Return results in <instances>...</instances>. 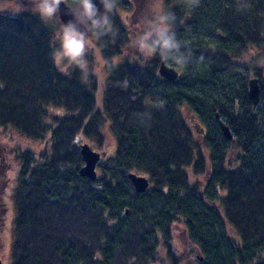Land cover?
Instances as JSON below:
<instances>
[{"label": "trees", "instance_id": "obj_1", "mask_svg": "<svg viewBox=\"0 0 264 264\" xmlns=\"http://www.w3.org/2000/svg\"><path fill=\"white\" fill-rule=\"evenodd\" d=\"M161 2L176 17L181 51L191 52L184 66L165 63L179 72L174 81L160 76L158 55L121 58L132 31L117 8L134 0H117L110 13L115 36L94 35L114 156L105 151L93 57L86 80L79 68L65 74L51 56L58 44L48 21L30 10L0 12V129L6 146L15 134L21 145L38 143L17 154L10 264H157L161 252L180 264L176 223L195 264H264V106L252 110L248 95L254 59L264 55V0ZM252 48L258 56L241 62ZM261 97L264 104L263 89ZM58 106L66 112L55 114ZM83 144L106 152L95 180L80 174ZM132 173L149 179L144 192Z\"/></svg>", "mask_w": 264, "mask_h": 264}, {"label": "clouds", "instance_id": "obj_2", "mask_svg": "<svg viewBox=\"0 0 264 264\" xmlns=\"http://www.w3.org/2000/svg\"><path fill=\"white\" fill-rule=\"evenodd\" d=\"M103 11L94 0H72L74 7L69 12L73 19L60 26L56 34L58 46L51 53L55 66L64 73L71 68H79L87 74L89 67L86 59L92 48L89 33L97 38L111 34L115 36L110 13L117 5V0H98ZM200 0H181L185 6L193 8ZM69 0H29L31 8L18 5V11L30 10L38 14L42 21H49L60 11L62 4L68 5ZM176 17L171 12L156 15L149 24L142 28L132 41L131 46L145 56L158 55L164 63L177 66L186 65L191 52L181 51L182 42L177 39L174 31Z\"/></svg>", "mask_w": 264, "mask_h": 264}, {"label": "rangeland", "instance_id": "obj_3", "mask_svg": "<svg viewBox=\"0 0 264 264\" xmlns=\"http://www.w3.org/2000/svg\"><path fill=\"white\" fill-rule=\"evenodd\" d=\"M134 1H135L134 7L130 9L117 8V11L121 15L124 23L132 31L131 32L132 41L135 38V36L139 34L142 28L146 27L156 15L163 12L162 11L163 6L161 4L162 3L161 0H134ZM152 2H153V5H150V3ZM18 5L27 6L29 9L31 8V5L29 4V0H0V12L17 14L19 12L17 10ZM149 5H150V10H149ZM143 16L144 18L146 16L147 19L146 18L144 19ZM142 18H143L142 22H144V24L140 23V20ZM48 22L55 28V42H57L56 34L59 32L60 26L62 25V23L59 20L58 15H56V17L52 18ZM89 39L92 43V48L90 49L89 54L93 57L92 68H91L90 73H92L96 77V80H97V87L94 91L95 98H96V108L101 109L105 114V111L103 109L104 90L106 86V72H105V67H104V59L101 55V52L98 46L95 43L94 34L89 33ZM131 44L125 49L123 56L121 58L126 57V55L131 56V55H134V53L135 54L138 53V51L135 48H133ZM254 56H258L257 49L252 48L250 49L248 54L240 61L245 62L247 64H251V62L254 59ZM263 56L259 57L258 60L254 59L256 60V62H258V65L261 66V68H264V59H263L264 57ZM86 59L88 61V67H89V59L88 58ZM71 69H69V71L65 74H69ZM82 74L84 76L83 77L84 80H86L87 79L86 74L84 73ZM53 112L55 114H63L66 111L64 107L58 106V107H55V110H53ZM110 123H111L110 119L105 114V117L103 119L102 126H101V131L103 132V135H104V144L107 146V149L105 151L107 152L108 156H114L117 150V137L114 131L111 129ZM8 136H10L9 133H8ZM20 139L22 138L18 137L17 134H15L14 139L8 142V147H7L8 152L11 151L9 160L13 163V166L15 168H18L19 166V159L17 158V154L20 149H23L21 147L23 146L24 148L28 147L32 149L34 147L33 145H38L36 140H32V141L27 140L28 142L30 141L29 143L31 145H29V143L27 144L25 141L22 142L23 145H21ZM93 148L94 150L98 152L104 150L103 147L99 148V146L97 145ZM38 149H39V146L37 147V150ZM9 174L11 176H14V173L12 172H10ZM172 234H173L172 242L176 244V247H177V248L175 247L176 252L179 256L182 257V259L180 260V264H195L193 260L194 255L192 252L193 246L188 243L189 241H187V236H186V232L184 230L183 224L176 223L173 227ZM231 235L238 241H241L239 239V235L237 234L235 230H231ZM11 243H12V233L9 230V228L6 227L5 231L2 232L0 236V256H1L0 258H2L3 264H10ZM262 256L264 259V253L262 254ZM157 264H170L164 252H161L159 254V259L157 260Z\"/></svg>", "mask_w": 264, "mask_h": 264}, {"label": "water", "instance_id": "obj_4", "mask_svg": "<svg viewBox=\"0 0 264 264\" xmlns=\"http://www.w3.org/2000/svg\"><path fill=\"white\" fill-rule=\"evenodd\" d=\"M97 3V6L103 11V6L99 4L98 0H94ZM70 5L62 4L60 7V11L57 14L59 20L62 24L67 23L69 20L73 19L72 15L69 12ZM159 74L161 77L174 81L179 77V72L165 63H162L159 67ZM249 99L253 104H258L260 99V85L258 78H251L249 80V89H248ZM222 129L225 137L228 140H233L232 132L229 127L222 123ZM81 155L84 160V165L80 170V174L84 177H87L91 180H95L97 178V165L102 159V157L106 156V152L100 153L94 150L90 145L83 144L81 145ZM135 189L137 192L142 193L149 187V179L143 175H139L137 173H132L129 175ZM0 264H3L0 258Z\"/></svg>", "mask_w": 264, "mask_h": 264}, {"label": "flooded vegetation", "instance_id": "obj_5", "mask_svg": "<svg viewBox=\"0 0 264 264\" xmlns=\"http://www.w3.org/2000/svg\"><path fill=\"white\" fill-rule=\"evenodd\" d=\"M222 38L223 40L225 39L224 36H222ZM251 78H258L259 85H260L259 102L258 104L252 103V106H251L252 110H255L261 106H264L262 102V97H261L262 89L264 91V88H263L264 68H261V66L258 65V62H256L254 64V67H252L251 69L250 79ZM192 118H193V122L197 124L198 115L194 113V115H192ZM217 118H218V115H217ZM222 123L223 122L220 121L221 128H222ZM206 134H207V127L204 128V132L196 131V135L200 140H202ZM8 139H9L8 135L6 136L4 131L0 129V236L2 232L5 231L6 227L9 228V230L12 233V227H13V221H14V209L12 207V203L10 199H11V194H12V190L14 187L15 179L18 176V172H17L18 168H15L13 166V163L9 160V156L11 153L8 152L7 150L8 145L7 146L5 145V143L7 142L6 140ZM230 144H231V147L233 148L232 150H235V149L237 150V143L235 140H231ZM10 172L14 173V176H11L9 174Z\"/></svg>", "mask_w": 264, "mask_h": 264}]
</instances>
